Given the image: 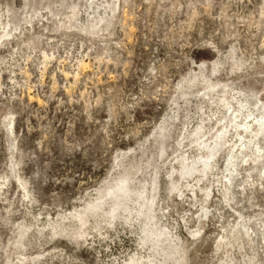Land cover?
Segmentation results:
<instances>
[{"label": "rangeland", "instance_id": "374dc122", "mask_svg": "<svg viewBox=\"0 0 264 264\" xmlns=\"http://www.w3.org/2000/svg\"><path fill=\"white\" fill-rule=\"evenodd\" d=\"M203 63L221 64L205 72L214 82L264 103V0H0V264L151 258L128 226L82 238L63 217L98 197L117 156L154 142L178 110L196 113L176 101ZM260 170L236 197L214 177L210 195L164 188L183 264H264Z\"/></svg>", "mask_w": 264, "mask_h": 264}, {"label": "bare ground", "instance_id": "6f19581e", "mask_svg": "<svg viewBox=\"0 0 264 264\" xmlns=\"http://www.w3.org/2000/svg\"><path fill=\"white\" fill-rule=\"evenodd\" d=\"M104 4L97 5L93 1L91 5L98 8ZM220 65L203 63L200 73L180 83L182 93L177 105L183 100L191 109L196 106L195 114L183 115L178 110L167 117L154 142L149 140L139 151L117 156L118 173L107 186L98 190L95 200L81 210L64 215L63 220L77 224L78 228L73 231L76 235L102 236L109 229L125 225L135 230L140 245L154 253L151 258L136 254L128 264H183L186 261L183 242L175 229L164 221L169 208L164 188L168 185L165 189L174 195L182 193L184 187L194 193L199 189L210 195L212 186L209 188L207 184L211 177L217 184L230 183L234 196L244 193L247 184L256 187L252 181L254 172L264 169V103L257 93L252 100L250 94L238 92L232 84L214 82L205 73L208 70L217 73ZM195 117L199 119L196 127L190 122ZM178 123L184 125V130L181 129L184 133L180 132L182 139L175 146L172 140H175ZM237 188L241 192H237ZM228 204L232 207L231 202ZM235 212L240 219L244 218L242 212ZM239 225L232 229L235 231ZM244 229L249 238L252 232L255 236L252 241H256L258 230L252 226Z\"/></svg>", "mask_w": 264, "mask_h": 264}]
</instances>
